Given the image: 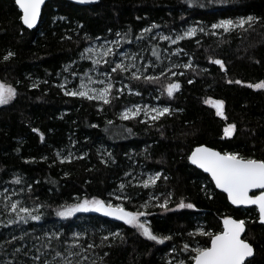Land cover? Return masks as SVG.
I'll return each instance as SVG.
<instances>
[{
  "label": "trees",
  "instance_id": "trees-1",
  "mask_svg": "<svg viewBox=\"0 0 264 264\" xmlns=\"http://www.w3.org/2000/svg\"><path fill=\"white\" fill-rule=\"evenodd\" d=\"M248 16L258 21L228 32L212 28L220 20ZM191 25L204 30L175 44L160 38H175ZM101 40L136 54L143 75L137 80L132 70L112 72V79L127 87L119 92L116 81L109 104L66 95L92 67L85 49ZM9 52L14 55L5 60ZM217 59L224 68L213 63ZM111 60L108 56L101 69L110 70ZM189 62L191 67H183ZM0 81L17 92L0 105V264H64L65 258L71 264H191L183 245L206 246L209 237L199 230L218 233L228 216L245 221L244 238L255 249L250 264H264V225L256 208L232 206L188 160L203 144L264 159V89L248 86L264 81V0H98L88 6L50 0L33 30L23 26L15 0H0ZM174 82L181 87L169 97L164 89ZM156 99L172 114L155 122L143 112L121 118L128 106ZM206 100H222L226 119ZM229 124L236 129L225 136ZM69 153L71 159H63ZM156 173L161 176L155 185L143 187ZM93 198L147 212L153 232L171 239L159 244L92 211L56 215L62 206ZM165 199L172 210L159 206ZM17 200L37 208L41 219L9 223L17 219L10 209ZM180 201L195 207L179 209ZM37 255L40 261L33 259Z\"/></svg>",
  "mask_w": 264,
  "mask_h": 264
},
{
  "label": "snow or ice",
  "instance_id": "snow-or-ice-1",
  "mask_svg": "<svg viewBox=\"0 0 264 264\" xmlns=\"http://www.w3.org/2000/svg\"><path fill=\"white\" fill-rule=\"evenodd\" d=\"M16 3L23 11V23L29 28L34 27L38 18L40 17L41 5L44 3V0H16ZM257 21L258 18L253 16L240 17L236 20L223 19L218 23L213 24L212 28H222L224 29V31L228 32L232 31L235 28H244L245 25L251 26ZM153 27L157 26L153 25ZM198 30L202 32L204 29H197L196 27H192L185 31L182 35H177L175 39L170 36H161L160 38L162 40H171V42L175 44L178 40H183L185 37L195 36ZM150 31L151 29H144V32ZM114 43L118 44L119 41H116ZM85 51L89 54L96 53V57L115 54L111 48H108L102 52H96V50L93 48H87L85 49ZM177 51L179 52L181 50L178 49ZM13 55L14 53L9 52L4 59L7 60ZM81 55L83 56V53ZM152 55L159 59L160 52L157 49L153 48ZM88 58L93 59L91 55ZM132 58L135 59V57ZM93 62L95 64H99L101 63V60L99 58H94ZM103 62L108 63L107 60H104ZM213 63L220 65L221 68H224V63L222 60L217 59L214 60ZM129 67H135V65L133 64L129 66L121 62L116 64V66L111 69V72H116L117 70L126 72L129 70ZM183 67H191V62L183 65ZM169 71L171 70L169 69ZM161 74L163 75L164 73ZM72 75L75 76L76 73L73 72ZM84 75L85 77H87V80L85 81L84 79H81V83L78 89L65 91V94L70 96H79L88 100L103 101L104 104L111 103V99L113 98L112 89L114 88V84L110 79H107V77H110V73H104L106 80L103 81H94L90 76H88L87 73H85ZM141 75H143V73H140L138 75L137 72H133L132 78L138 80L140 79ZM172 75H176V73H172ZM181 75H183V73H181ZM146 80L156 82L158 78L146 77ZM95 83H99L103 86L99 88L93 87L92 85ZM189 83H192V81H189ZM229 83H233V81H229ZM234 83L240 84L241 81L237 80L234 81ZM33 86L35 87L36 85L34 84ZM248 86L254 87L256 89H264V81H260L256 84H249ZM60 87H64V85H60ZM180 87L181 85L178 82L168 83L164 91H166L167 95L171 97L175 92L179 91ZM118 91L122 93L124 89H119ZM129 91H131V89H129ZM16 95L17 92L14 87L0 82V105L8 104L15 98ZM205 103H211L216 108L217 115L226 119L223 112L224 102L222 100H206ZM142 112L144 116L147 119H150L152 122L159 120L166 114H172V110L169 107L142 108L141 106L136 105L130 108H126L121 113V118L124 120L134 119L140 116ZM235 129V124H229L224 129L225 136H231L235 132ZM128 131L130 132L131 130L129 129ZM41 139H43L42 135ZM57 156H60L59 152L57 153ZM63 159L70 160L71 153H69L68 156L63 157ZM189 159L193 164L198 165L200 168L211 174L216 186L223 189V191L228 194V198L231 200L232 204L243 206H257L259 212V220L260 222L264 223V191H261L259 195L249 194L253 189L264 190V159L258 160L253 158H245L238 152L222 153L206 146L197 147L192 152ZM160 176V173L149 176L147 180L143 181V187L148 188L150 185H155L156 181L160 179ZM15 182L17 184L21 183V178L18 177ZM124 187L125 185L122 183L120 185V188L123 189ZM3 195L4 193H0V196ZM5 199H10V197H5ZM116 199H130V197L117 196ZM153 199L159 198L154 197ZM168 203L169 201L165 199L164 202L159 206L165 210H172L168 209ZM5 207H9V205L6 204ZM40 207H43V205H40ZM142 207L147 208L148 203H145L144 205H142ZM194 207V204L185 203L184 201H180L177 204V208L179 209ZM10 209L12 212L16 213L17 219L11 220L9 221V223L22 221L23 223L28 224L30 220L39 221L41 219V215L34 214L35 212H38L37 208L30 209L28 207H23L21 206V202L19 200L11 203ZM17 209L19 210L17 211ZM89 211L101 212L104 215L113 216L116 219L122 220L126 224L136 228L147 239L155 241L159 244H163L165 240L171 239L170 236H158L153 232L150 225L141 220L142 216L148 215L147 212L128 211L124 207L123 203L119 205H113L110 201L106 202L101 199H84L82 202L62 206V210L58 209L56 215L60 217H72L78 212ZM21 213L23 215H21ZM244 232V220H237L232 217H226L223 220V230L218 233L207 232L203 229L199 230V235L209 237V241L206 246L197 244V246L191 247L186 243L183 245V251L190 253L189 259L191 261V264H245L246 260L253 255V247L249 242H247L246 239L241 238L242 233ZM74 235L79 236L80 234L76 233ZM112 235H119V233H112ZM190 235H195V233H190ZM20 239H23V237H20ZM104 239H107V237H105ZM88 247L91 248L92 245H89ZM17 251H19V249ZM71 255H79V253H71ZM55 256H62V253L56 252ZM33 259L35 261H40L41 257L37 255L33 257ZM84 259L86 260L87 257H84ZM53 260H55V257H53ZM44 264H53V261L46 260L44 261ZM64 264H71V261L65 258ZM178 264H188V262L185 260H180Z\"/></svg>",
  "mask_w": 264,
  "mask_h": 264
},
{
  "label": "rangeland",
  "instance_id": "rangeland-1",
  "mask_svg": "<svg viewBox=\"0 0 264 264\" xmlns=\"http://www.w3.org/2000/svg\"><path fill=\"white\" fill-rule=\"evenodd\" d=\"M192 27H196L197 28L196 25H191L188 28H186L185 31H187L188 29H190ZM172 38H174V37H172ZM87 48H93V49L96 50V52H102V51H104V50H106L108 48H111L113 50V52L115 53L114 55H108V56H111V58H112L111 61L114 63V66L111 67V69L114 68L116 66V64L123 62V63H125L126 65H129V66H131L133 64L135 65V67H129V70H132V73L133 72H137V74L141 73V69L139 68V66L137 64V63L141 62V60L137 58L136 54L128 53L127 49H118L119 47L118 46L115 47L113 42H109L107 40H101V41L94 42L93 44H91ZM90 55L93 57V59L94 58H99L101 60V63L95 64L93 62V59L88 58ZM108 56L96 57V53L89 54L88 52L85 51L84 58L92 63V67L88 68L86 71H84V73L79 75L80 78H79L78 85H77L76 89L79 88V85L81 83V79H84L85 81L87 80V77H85V75H84L85 73H87L88 76H90L92 78V80H94V81L106 80V77H105L104 73H110V77H107V79H110L113 84L117 81V82H119L118 84H120L119 85L120 89H122V87H127L126 83H124V85H122L120 80H113L112 79L111 69L110 70H102L101 69V66L106 64L103 61L107 60ZM132 57H135V59H133ZM71 81H72V79L68 80L66 82V86L70 87ZM0 82H2V81H0ZM6 85H9V84H6ZM92 86L99 88V87H102L103 85H101L99 83H95ZM71 89L76 90L74 88H71ZM133 106H136V105L128 106L127 108H130V107H133ZM139 106H141L142 108L167 107L166 105L160 103L157 99L155 100V102L153 104L147 103V104L139 105ZM115 205H119V204H115ZM142 219H144L145 222H147V219L144 216L141 217V220Z\"/></svg>",
  "mask_w": 264,
  "mask_h": 264
},
{
  "label": "water",
  "instance_id": "water-1",
  "mask_svg": "<svg viewBox=\"0 0 264 264\" xmlns=\"http://www.w3.org/2000/svg\"><path fill=\"white\" fill-rule=\"evenodd\" d=\"M48 1H50V0H44V3L41 5L40 17L38 18V20H37L35 26L32 27V28H29L27 25H25V24L23 23V19H22L23 11H22V9L20 8V6L16 3V0H15L16 5L18 6V8H19L20 11H21V22H22V24H23L24 27H26V28H28V29H30V30H33V29H35V28L39 25L40 20H41V16H42V12H43V8H44L45 4H46ZM67 1H69V2H71V3H74V4H77V5H80V6H88V5L95 4V3L98 2V0H67ZM200 146H206V147L213 148V149L216 150V151H220V150L217 149V148H214V147H211V146H208V145H205V144H203V145H199V146H197V147H200ZM197 147H195V148L190 152L189 157L191 156L192 152H193ZM220 152H222V151H220ZM222 153H223V152H222ZM189 157H188L189 163H190L191 165H193L194 167H196L197 169H199L200 171H202V172L206 173L207 175H209V176L211 177V179H212V181H213L215 187L217 188V190H219V191L223 192L224 194H226L227 199H228L229 203H230L232 206H234L235 208H245V209L254 207V208H256V210H257V212H258V208H257V206H255V205L243 206V205H234V204H232L231 200L228 198V194H227L226 192H224L223 189L218 188V187L216 186L215 181L213 180L211 174L208 173V172H206L204 169L200 168L198 165L193 164V163L191 162V160L189 159ZM261 191H264V190H261V189H253L249 194H250V195H259ZM92 213L97 214V215L102 216V217H105V218H108V219L113 220V221H117V222L125 223L124 221L119 220V219H116V218L113 217V216H107V215H104V214L101 213V212H95V211H92ZM258 214H259V212H258ZM228 217H232V218L237 219V220H242V219H238V218H236V217H234V216H228ZM259 223L264 225V223L260 222V220H259ZM222 230H223V228H222ZM222 230H221V231H222ZM245 233H246V224H245V232L242 233V236H241L242 239H245V238H244ZM247 242H249V241L247 240ZM249 243H250V242H249ZM250 244H251V243H250ZM251 245H252V244H251ZM252 247H253V255H252L251 257H249V258L246 260V262L249 261L250 259H252V258L254 257V255H255V249H254V246L252 245ZM246 262H245V263H246Z\"/></svg>",
  "mask_w": 264,
  "mask_h": 264
}]
</instances>
